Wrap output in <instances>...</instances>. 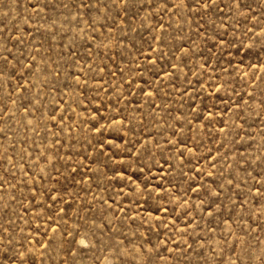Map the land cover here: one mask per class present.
Here are the masks:
<instances>
[{"label":"rangeland","instance_id":"1","mask_svg":"<svg viewBox=\"0 0 264 264\" xmlns=\"http://www.w3.org/2000/svg\"><path fill=\"white\" fill-rule=\"evenodd\" d=\"M0 264H264V0H0Z\"/></svg>","mask_w":264,"mask_h":264}]
</instances>
